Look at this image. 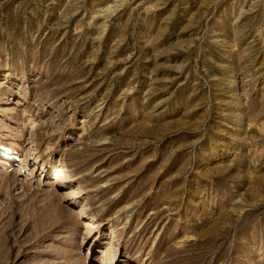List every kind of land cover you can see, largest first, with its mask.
<instances>
[{
	"label": "rangeland",
	"instance_id": "374dc122",
	"mask_svg": "<svg viewBox=\"0 0 264 264\" xmlns=\"http://www.w3.org/2000/svg\"><path fill=\"white\" fill-rule=\"evenodd\" d=\"M0 264H264V0H0Z\"/></svg>",
	"mask_w": 264,
	"mask_h": 264
},
{
	"label": "bare ground",
	"instance_id": "6f19581e",
	"mask_svg": "<svg viewBox=\"0 0 264 264\" xmlns=\"http://www.w3.org/2000/svg\"><path fill=\"white\" fill-rule=\"evenodd\" d=\"M36 125V124H35ZM32 126V125H31ZM35 127V126H34ZM32 128V127H31ZM35 129V128H34ZM33 130V129H32ZM35 140V139H34ZM36 149V146H35ZM13 157V156H12ZM50 171V170H48ZM52 171L54 172V174L56 175L58 180H62L63 178H66V174L63 170L62 167H57V168H52Z\"/></svg>",
	"mask_w": 264,
	"mask_h": 264
}]
</instances>
